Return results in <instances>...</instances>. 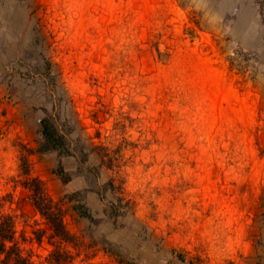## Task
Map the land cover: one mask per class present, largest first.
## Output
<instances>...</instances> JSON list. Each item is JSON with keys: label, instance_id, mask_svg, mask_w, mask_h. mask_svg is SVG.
Instances as JSON below:
<instances>
[{"label": "rangeland", "instance_id": "1", "mask_svg": "<svg viewBox=\"0 0 264 264\" xmlns=\"http://www.w3.org/2000/svg\"><path fill=\"white\" fill-rule=\"evenodd\" d=\"M74 111L134 217L107 219L73 157L35 153L41 120L64 133ZM22 154L63 209L79 192L91 210L66 217L99 243L74 264H264V0H0V204L50 264Z\"/></svg>", "mask_w": 264, "mask_h": 264}, {"label": "trees", "instance_id": "2", "mask_svg": "<svg viewBox=\"0 0 264 264\" xmlns=\"http://www.w3.org/2000/svg\"><path fill=\"white\" fill-rule=\"evenodd\" d=\"M50 116H47L40 122V138L35 153L38 155L57 153L60 159L67 156L73 157L79 167L80 165L84 166L83 170L87 178L92 182L90 185L91 193L97 195L101 202H105L104 211L105 214L107 213V219H114L115 221L117 218L124 219L128 215L134 217L135 203L125 197L124 183L112 169L115 168V160L109 151L105 149V146L94 143L89 136L87 140L81 138L80 133H86V130L78 120L75 111L72 113L71 120L68 122V126L65 127L64 133L56 124L55 118L53 119ZM72 136L76 137L74 143L68 139V137ZM28 154L30 155L32 152ZM90 158L97 161L95 167L88 165ZM19 162L22 176L20 184L24 189L29 191L30 203L35 211L45 220L50 233L49 244H51L53 249L49 254V263L74 264L76 256L78 258L81 254H84L86 260L94 258L97 253L95 247L99 243L96 244L93 238L87 234L78 235L73 233L66 223L67 216L76 217L79 221H94L91 210L85 203V198L83 202L80 199L81 194L79 192L72 194L67 198V202L72 204L71 207L63 209L61 202H55L54 199L48 196L42 182L32 175L31 161L28 156L22 154ZM105 171L115 176H110L104 185L98 186L97 182ZM57 174L63 176L64 172L61 166H59ZM87 192L85 191V193ZM103 242L106 243L105 241ZM104 248L102 249L106 250ZM0 264H33L22 253L16 243L14 217L5 212L1 204Z\"/></svg>", "mask_w": 264, "mask_h": 264}]
</instances>
